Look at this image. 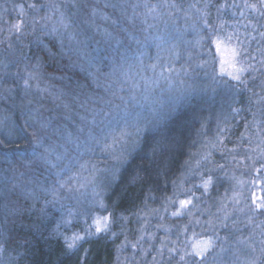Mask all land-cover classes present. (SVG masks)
<instances>
[{
    "label": "rangeland",
    "instance_id": "1",
    "mask_svg": "<svg viewBox=\"0 0 264 264\" xmlns=\"http://www.w3.org/2000/svg\"><path fill=\"white\" fill-rule=\"evenodd\" d=\"M82 1L86 4L84 8L79 5ZM177 3L176 0H0V77L19 79L21 76L18 87L32 90L30 81L36 82L39 66L31 62L22 66L19 61L24 50L27 52L32 44H43L44 39H48L54 41L62 53L70 54L76 67L87 68L84 71L92 76L93 89L98 92L93 93V101L85 97V93H76L75 98L70 99L76 109L73 113L64 106L68 99L64 91L53 94L33 82L35 91L47 92L53 99H58L67 114V123L56 124L49 118L44 121L36 117L40 121L39 132H36L39 138H35L31 147L35 159L28 163L22 160L26 158L25 154L6 156L5 163L14 166L2 171L0 165V185L7 194L6 201L15 193L17 200H26L32 207L40 203L44 208H52L64 224L66 231L62 236L69 242L76 236H88L87 227H84L86 219L91 218V228H95L97 219L104 223V190L137 147L146 126L152 121L150 117H155L158 110L170 107L173 102L195 95L200 89L198 79L206 82L203 86L207 93L212 91L210 84L226 88V81L241 83L246 80L241 78L249 74L250 86L258 95L255 102L259 115L250 123L251 127L243 128L241 135L223 138L227 147L241 152V156L234 154L231 157L246 165L243 170H222L223 177L231 179L233 184L230 194L225 195L224 205L208 213L201 201H197V192L205 188V181H211L207 188L213 183L212 177H206L208 175H202L191 188L180 186V193L159 211L161 220L158 223L149 217L144 220L142 227L147 228V236L138 238L131 250L126 249L125 260L118 264H178L173 261L181 256L184 259H180L179 264H198L190 259L195 256L186 253L192 251L193 243L209 238L214 247L207 264H241L240 261L264 264L256 255L264 251V228L256 227L255 233L251 232L244 239H234L227 234L234 225L232 217L239 211V205L247 212L254 209L251 213H255L256 204L264 201V79L255 78H264V74L259 73L264 71V0L240 1L237 34L234 33L231 39L232 47L215 37L212 47H208L209 40L201 45L202 26L198 25L197 18L189 24L190 13L176 7ZM74 9L82 14V20L77 19V24L71 22L68 15ZM248 43L260 50V56L252 57L253 64L245 66L240 63L244 51L238 47ZM112 44L134 50L125 51L124 48L119 54L121 63L113 64L110 70L98 68V49ZM151 46L153 49L149 50ZM61 47L67 50L63 51ZM183 48L186 49L185 59L179 60L177 55ZM209 54H213L210 66L207 65ZM172 56L176 58L174 61L170 60ZM9 91L0 87V100L10 98ZM230 97L232 101L233 95ZM32 98L27 95L25 109L29 111L28 116L34 118L37 113L29 108ZM233 103H229L230 107ZM111 105L117 106L115 110L120 108L118 113ZM140 107L141 112L147 114L144 122H128L129 113ZM10 117L0 112V140L4 143L8 142L5 134L13 131ZM36 162L45 171L35 172L32 166ZM245 195L249 196L247 203L241 202ZM181 200L191 203L181 208ZM77 211H80L78 221L82 225L76 230L67 229L77 222L74 215ZM174 212L179 215H173ZM180 219H184L178 224L183 225L181 234L171 231L170 227L164 228V220ZM81 228H84L83 232ZM160 233V238L155 240L154 236ZM1 248L0 264H9ZM238 248H248L249 256L235 255ZM229 251L233 252L232 256ZM214 254L215 259H210Z\"/></svg>",
    "mask_w": 264,
    "mask_h": 264
},
{
    "label": "trees",
    "instance_id": "2",
    "mask_svg": "<svg viewBox=\"0 0 264 264\" xmlns=\"http://www.w3.org/2000/svg\"><path fill=\"white\" fill-rule=\"evenodd\" d=\"M176 1H178L176 7L190 13L189 24L192 25L197 18L198 25L202 26L204 35L201 45L209 40L208 47H212L215 37L217 40L230 43V47L233 46L231 39L238 27L241 0ZM79 5L84 8L85 1L79 2ZM73 11L68 15L71 22L77 24L78 20H82V14L76 12L77 9ZM43 44H32L27 52L24 50L19 64L23 66L28 62L37 63L40 73L35 80L37 83L33 82L38 84L40 89L48 88L53 94L59 90L64 91V95L68 96L64 106L76 113L73 107L75 105L70 103L74 102L70 99L75 98L76 93H85L84 96L90 97L91 101L95 99L93 93L98 94L93 89L92 76L84 71L87 70L85 66L76 67L71 61L72 56L62 53L54 41L44 39ZM61 48L63 51L67 50L65 47ZM124 48V45L117 47L115 44L100 46L97 56L95 55L98 68L110 70L113 64H120L122 57L119 54ZM238 48L244 51L245 56L240 58V63H244L245 66L253 64L252 57L260 56V50L249 43ZM152 49L151 46L149 50ZM126 50H134V48L126 47ZM185 53L186 49L183 48L177 58L185 59ZM212 58L213 54H209L208 66L212 64ZM175 59L173 56L170 57L172 61ZM128 63L129 60L124 67ZM259 73L264 74V71L261 70ZM2 76L0 87L7 91L12 89L9 91L10 98L0 100V112L11 116L10 122L18 123L24 129L25 135V138L17 139L15 143H9V141L0 143V165L1 170L4 171L9 166H14L5 163L6 156L3 155L5 152L23 153L26 158L22 160L28 163L35 159L31 147L35 138H39L36 132L40 121L36 120V117L44 121L49 118L51 123L64 125L67 123V114L60 107L58 99H53L47 92L42 94L43 92L39 90L35 91L33 89L35 84L32 81L29 86L32 90L22 89L18 87L21 76L19 79ZM255 78L264 79L263 77ZM241 79L246 80H241V83L237 84L232 80L226 81V88L222 85L210 84L212 91L207 93L203 86L206 82L196 79V82L200 83V89L195 95L173 102L170 107L158 110V114H154L155 117L151 116L152 121L146 126L137 147L129 154L104 190L103 205L104 215L108 217L107 229L96 233L95 228L90 227L91 218H87L84 227H87L88 236L75 241V247L71 249L68 248L71 242L62 236V233L66 231L64 224L57 218L52 208H44L40 203H35L32 207L26 200L23 202L17 200L18 196L15 193L9 201H6L7 194L3 191L4 187L0 185V246L9 264L121 263L122 259L125 260L126 249L131 250L138 238L147 236V228L142 227L144 220L149 217L151 221L158 223L161 220L159 211L180 193V186L191 188L204 174L208 175L206 177H212L213 183L209 188H202L197 192V201H201L204 208L208 209V213L222 207L226 200L225 195L230 194L233 187L231 179L223 177L222 170L231 172L238 168L243 170L246 166L238 159L231 157L234 154L239 157L241 152L227 147L223 138L241 135L243 128L251 127L250 123L259 115V113L256 114L257 102H255L258 101V95L256 89L250 86L252 85L249 80L250 75L247 74ZM26 94L33 97V103L29 104V108L37 113L34 118L29 117V111L25 109L28 100ZM230 95H233L232 101H230ZM233 101V107H230L229 103ZM13 104L22 107L13 109ZM42 107L45 108L41 109ZM114 107L112 110H115ZM119 110L120 108L115 111L118 113ZM135 110L129 113L131 115L128 122L136 123L147 118L145 111L141 112V107ZM209 140L212 143H209ZM32 168L35 172L45 171L38 162L34 163ZM244 197L245 201L241 200V202L247 203L246 198L249 196ZM253 210L247 212L242 205H239V211H236L232 217L234 225L227 231L230 237L244 239L251 232L255 233L256 227L264 228L263 212L255 210V213H251ZM79 212L74 213L77 222L72 223V228L67 229L76 230L82 225L78 221L81 218ZM247 219L250 220L245 221ZM183 220H164V228L170 227L171 231L181 234L183 225L178 224ZM80 230L83 232L84 228ZM161 234L155 235V240H158ZM246 249L238 248L239 251L235 255L242 258L249 256L250 252L248 248ZM216 251L215 249L214 253ZM232 253L229 251V256H232ZM256 255L260 261H264V251ZM215 256L216 254L210 256V259L214 260ZM180 259L178 257V260L173 262L179 264ZM190 259L192 263L199 264L197 257ZM240 263L244 264L242 261Z\"/></svg>",
    "mask_w": 264,
    "mask_h": 264
},
{
    "label": "snow or ice",
    "instance_id": "3",
    "mask_svg": "<svg viewBox=\"0 0 264 264\" xmlns=\"http://www.w3.org/2000/svg\"><path fill=\"white\" fill-rule=\"evenodd\" d=\"M234 78L239 80V77H234ZM210 183H211L210 180L205 181V184H204L205 188H207ZM179 203H180L181 208H184L187 205H189L191 203V201L181 200ZM255 210L264 212V201L256 204ZM173 215H179V213L174 212ZM107 220H108V217H104L103 218L104 223H102L101 219H97L94 221L96 233H101L107 229V223H106ZM80 239H83V238L79 237V236L74 237L73 241L68 244V248L71 249V248L75 247V241L80 240ZM213 247H214V244H213V241L211 240V238H209L207 240H200V241L193 243L192 244V251L190 253H186V254L198 257L199 258V264H207L210 250L213 249ZM170 251H175V249H171ZM183 259H184V257L181 256V260H183Z\"/></svg>",
    "mask_w": 264,
    "mask_h": 264
},
{
    "label": "clouds",
    "instance_id": "4",
    "mask_svg": "<svg viewBox=\"0 0 264 264\" xmlns=\"http://www.w3.org/2000/svg\"><path fill=\"white\" fill-rule=\"evenodd\" d=\"M18 107H22V106L13 104V109H16ZM13 127H14L13 131L8 132V133L5 134V139H7L9 141V143H15L17 139L25 138L24 129L22 127H20V125L18 123H14ZM0 143H4V140H0ZM36 143L39 144V140H37ZM4 155L5 156H9V155H23V153H17V152L8 153V152H5Z\"/></svg>",
    "mask_w": 264,
    "mask_h": 264
}]
</instances>
